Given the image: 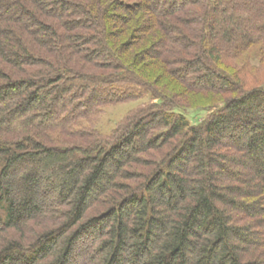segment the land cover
<instances>
[{
    "label": "trees",
    "instance_id": "1",
    "mask_svg": "<svg viewBox=\"0 0 264 264\" xmlns=\"http://www.w3.org/2000/svg\"><path fill=\"white\" fill-rule=\"evenodd\" d=\"M263 77L264 0H0V264H264Z\"/></svg>",
    "mask_w": 264,
    "mask_h": 264
},
{
    "label": "rangeland",
    "instance_id": "2",
    "mask_svg": "<svg viewBox=\"0 0 264 264\" xmlns=\"http://www.w3.org/2000/svg\"><path fill=\"white\" fill-rule=\"evenodd\" d=\"M263 82L264 80H262V83ZM148 101V99H143L139 101L114 104L103 108L96 120L97 132H99L102 136L110 135L117 127L126 121V119L130 116V113L142 105L148 104ZM184 115L191 124H195L206 116V112H186Z\"/></svg>",
    "mask_w": 264,
    "mask_h": 264
}]
</instances>
